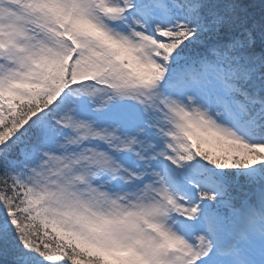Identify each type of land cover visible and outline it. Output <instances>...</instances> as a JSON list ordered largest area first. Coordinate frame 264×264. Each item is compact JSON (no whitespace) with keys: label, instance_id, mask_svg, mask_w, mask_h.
<instances>
[{"label":"snow or ice","instance_id":"6c2138e0","mask_svg":"<svg viewBox=\"0 0 264 264\" xmlns=\"http://www.w3.org/2000/svg\"><path fill=\"white\" fill-rule=\"evenodd\" d=\"M0 264H264V0H0Z\"/></svg>","mask_w":264,"mask_h":264}]
</instances>
